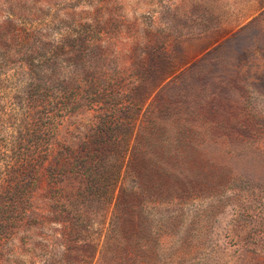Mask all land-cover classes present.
<instances>
[{"label":"rangeland","instance_id":"374dc122","mask_svg":"<svg viewBox=\"0 0 264 264\" xmlns=\"http://www.w3.org/2000/svg\"><path fill=\"white\" fill-rule=\"evenodd\" d=\"M94 18L108 22L116 59L134 48V56H144L146 35L163 30L172 46L168 61L184 64L163 82L161 69L149 76L156 88L146 100L148 116L133 129L130 171L117 206L104 219L98 209L92 217L84 264H241L238 233L245 238L252 228L249 244L264 253V209L238 219L243 207L264 203V0H0V190L22 166L19 143L33 108L23 53L51 42L46 57L69 78L88 67L103 71L55 48L68 31L77 32L75 22ZM132 81L130 75L123 84ZM100 112L85 105L65 114L48 164L84 153ZM146 118L162 119L163 129L145 130ZM38 179L27 222L0 242V264L72 261L50 205L74 176L64 169L50 176L44 168ZM120 198H131L128 217L116 212Z\"/></svg>","mask_w":264,"mask_h":264},{"label":"trees","instance_id":"16d2710c","mask_svg":"<svg viewBox=\"0 0 264 264\" xmlns=\"http://www.w3.org/2000/svg\"><path fill=\"white\" fill-rule=\"evenodd\" d=\"M81 20L74 23L77 32L74 34L68 31L67 33L71 34H67L55 48L61 54H71L74 51L78 58L83 60L84 65H103L105 68H101L103 71L97 68L92 71L88 67L87 74L71 79L64 69H56L46 57V53L54 47L51 42H45L38 50L23 53V68H26V74L30 77L27 102L33 108L28 114L30 122L24 129L27 138L24 136L23 141L19 143L25 150L21 157L22 166L20 170L9 173L7 185L0 190L1 242L10 232L27 222L29 210L33 207L31 194L40 182V170L46 168L48 175L52 176L57 170L64 169L74 176L75 183L68 187L64 194L54 199V202L51 201L53 203L50 205L56 219L63 225L59 240L66 249V256L72 258L68 264H74V261L77 262L75 264H84L83 249L92 244L93 239L89 236L93 226L92 217L96 216L95 211L98 209L99 215H103L104 219L110 207L113 205L114 209L119 202L117 191L124 175L130 171L131 154L134 147L137 148V141L136 144L132 141L133 129L138 120L148 116L145 114L149 109L145 108L146 100L153 93L152 88H156L148 86L149 76L152 77V74L161 69L159 72L163 73L159 80L163 82L184 64L176 60L168 61L172 46L163 30L154 32L152 36L146 35V40L142 43L144 56H134L137 50L134 48L120 54L123 55L120 60L116 59L118 53L110 40L108 22L95 18ZM8 40H14V36ZM24 42L30 43L29 39ZM136 47L140 45L137 43ZM156 55L157 60L150 61ZM130 58L136 60L130 61ZM159 59L161 62L158 67ZM134 66L137 68L132 71ZM130 75L134 76V81L126 86L123 83L130 80ZM54 82L57 83V96L53 91V87H56ZM116 96L121 97L116 100ZM85 105H98L101 109L94 129V138L90 142L92 146L89 147V144L84 153L68 163L63 158L56 157L51 165L48 164L60 119ZM157 109L159 110L158 107ZM145 120V130L163 129L162 119ZM36 149L42 152L40 158L33 161ZM134 198L133 195L132 200ZM121 200L120 198L121 208L116 209V212L128 217L131 198H126L124 202ZM243 209L244 211L238 213V219L243 217L242 213L245 217L254 219L255 215L251 210L261 212L264 203L250 204ZM256 233V229L252 228L242 239L240 236L243 235L238 233L240 247L237 258L242 261L241 264H264V253L249 244L251 234Z\"/></svg>","mask_w":264,"mask_h":264}]
</instances>
